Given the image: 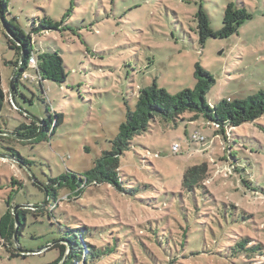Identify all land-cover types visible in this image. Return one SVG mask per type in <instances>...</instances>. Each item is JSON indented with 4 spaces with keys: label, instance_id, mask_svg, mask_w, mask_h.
Here are the masks:
<instances>
[{
    "label": "rangeland",
    "instance_id": "374dc122",
    "mask_svg": "<svg viewBox=\"0 0 264 264\" xmlns=\"http://www.w3.org/2000/svg\"><path fill=\"white\" fill-rule=\"evenodd\" d=\"M7 1L6 20H14L27 33L38 28L45 16L64 22V30L34 34V48L59 51L67 81L62 85L44 81L42 89L39 83L22 80L15 97L19 109L7 102L0 115L4 131L20 126L27 114L53 121L56 114L64 116L56 131L50 136L46 133L38 143H18L22 137L10 142L30 162L26 169L30 178L12 159L0 157V219L6 209L12 211L17 205L32 210L15 241L19 257L8 256L6 251L12 247L0 236V264H51L60 258L63 240H76L77 229L83 234L79 240L85 251L81 264H145L140 239L153 254L156 249L169 251L168 221L174 223L175 215L193 228L199 246L212 251L196 259L182 255L179 264H264V256L249 260L230 256V248L243 238L264 246V117L236 128L233 138L203 118L152 122L121 158L125 187L136 190L135 195H122L108 185H90L80 196L63 189L49 203L46 192L39 189L45 191L49 180L69 172L84 175L92 169L105 151L112 150V141L128 108L135 109L140 90L154 82L173 95L194 89L199 64L216 81L207 94L213 104L264 92V0ZM229 3L246 7L252 19L237 34L201 44L199 8H205L217 32L223 28ZM17 60L0 16V67L9 96L11 63ZM195 132L205 135L207 144L191 143L189 136ZM174 142L182 144V154H173ZM233 152L241 166L238 173L231 167ZM0 154H4L1 147ZM203 164L207 165L209 193L202 188L195 194L184 191L185 172ZM179 205L187 208V217ZM150 226L160 234L156 248L148 241ZM86 243L97 251L90 250L85 263ZM119 244L118 253L99 254ZM43 248L40 254L19 252ZM79 263L72 259L68 264Z\"/></svg>",
    "mask_w": 264,
    "mask_h": 264
},
{
    "label": "trees",
    "instance_id": "16d2710c",
    "mask_svg": "<svg viewBox=\"0 0 264 264\" xmlns=\"http://www.w3.org/2000/svg\"><path fill=\"white\" fill-rule=\"evenodd\" d=\"M7 9L8 1L1 0L0 16L5 34L10 49L15 50L18 56V60L11 63L14 67L15 74L13 82L14 97L18 96L19 83L22 80L31 83H39L42 89L44 81H51L60 85L64 84L67 81L66 65L60 52H42L34 48V34L42 31L64 30V22L54 21L48 16H45L38 28L34 27L31 32L27 33L14 20H6L5 12ZM251 19L252 14L248 12L246 7H238L234 3H229L224 13L223 28L216 32L213 31L210 26V18L207 11L201 6L196 14L199 41L204 45L209 38H228L237 34L241 26ZM34 24L36 23L34 22ZM6 29L14 36V39L7 34ZM22 55L25 57L23 62H21ZM31 58L36 60V67L30 65ZM195 76L197 78V85L194 89H184L175 95L170 94L163 88H159L156 82L150 87L141 89L135 109L132 110L128 108L126 120L121 123L118 136L112 141V150L105 151L103 155L95 161L93 168L84 175L69 172L66 175L49 180L45 191L43 188H39L40 191L46 192L45 194L48 197V202L51 203V200H57L59 192L63 189H68L74 195L80 196L90 185H108L122 195H135L136 190L125 187L123 176L121 175V158L125 152L130 149L134 138L147 132L150 129V124L156 122L157 119L165 122H177L178 119L191 122L203 118L209 126L219 129L222 132L227 131L229 135H231V138H233V133L236 128L247 123H255L257 120L264 117V92H260L258 95L250 96L245 99L228 98L230 101H228V99H222L213 104L208 101L207 94L216 83L214 77L199 64L196 66ZM7 102L11 103V96L7 94L3 85V76L0 67V115ZM185 114H190L191 117L183 118ZM56 116V121L51 119L41 120V133L38 137L33 139L27 138L34 136L40 131V124L33 118L26 116V121L22 122L20 126L12 131H9V129L4 131V128L0 126V147L4 155L12 159L18 168L24 171L28 178H30V176L26 173V169L29 167L30 162L25 159L22 153L10 142L20 139V137L25 138L18 142L23 145L35 144L42 141V139L46 137V133L50 136L62 123L63 114H56ZM8 138L9 141L2 144V141ZM189 141L193 143L191 141V135L189 136ZM231 141L235 143L234 140ZM233 162L234 164H232L231 167L236 173L240 172L241 166L238 165L239 161L235 153L233 154ZM207 178L206 164L191 167L183 176L182 188L190 194H195L198 188H202L203 192L207 194L209 193L205 185ZM39 205L40 203L35 205V207L40 209ZM14 207L11 208L12 211L6 209V213L0 219V236L12 247L11 251H6L7 254L9 253V257L20 256L16 254L18 251L15 248V241L18 236H20L22 229L27 223V214L32 211L27 209L18 210L19 227L16 232L17 223L13 214ZM174 207V213L176 214V206ZM179 208L184 218L187 217V208L185 209L180 205ZM175 216H173L174 223L171 224L168 221L172 228H170L171 245L169 246V251L163 250V252H157L156 249V252L154 251L155 254H153L151 250L145 247L143 237L140 239L139 246L142 248L141 254H143L142 257L145 260V264H179L182 255L196 259L204 253L212 252L209 249L207 250L204 246H199V239L192 233L193 228L191 229L188 225L186 226L182 216L180 219L174 218ZM147 229L152 234L148 241L152 243L153 248H156L155 245H157L160 239V234L154 232L151 226ZM75 233H80L79 235L76 234L75 241L70 239L63 240L66 244L60 245L62 249L60 258L51 264L63 263L69 249L70 255L64 264H68L72 259L76 260L77 263L80 262L79 264L82 263V257L85 251L79 237L81 235L83 236V234L78 229L75 230ZM56 245L59 246V244ZM85 247L86 250H88L85 260L86 263L89 252L92 250L97 251V248L95 246L93 247L91 243H86ZM117 248L109 251L103 248L99 251V254L101 256L113 255L120 251V244ZM230 252V256L235 259L243 256V258L249 260L257 256H264V246L260 243H252L250 238H243L230 248ZM92 256L98 257V254ZM138 264L144 263L138 262Z\"/></svg>",
    "mask_w": 264,
    "mask_h": 264
},
{
    "label": "water",
    "instance_id": "95a60500",
    "mask_svg": "<svg viewBox=\"0 0 264 264\" xmlns=\"http://www.w3.org/2000/svg\"><path fill=\"white\" fill-rule=\"evenodd\" d=\"M6 32H7V34H8L11 38L14 39V36L10 33L9 30L6 29ZM24 60H25V57H24V55H22V57H21V62H23ZM14 79H15V74H14V76H13V78H12V82H11V92H10V96H11V99H12L11 101L13 102V104L16 106V108L19 109L18 105H17L16 102H15V97H14V93H13V82H14ZM26 114H27V113H26ZM27 116L33 118L36 122H38V123L40 124V131H39L37 134H35L34 136L27 138V139H33V138H36V137H38V136L40 135L41 130H42V121L39 120V119H37V118H34L33 116H31V115H29V114H27ZM0 157H1V158H8V157H7L6 155H4V154H0ZM21 207H23V206L17 205V206L13 209V214H14V216H15V220H16V223H17L16 232L18 231V227H19V225H18V209L21 208ZM15 239H16V235H15ZM46 248H47V247H46ZM46 248L39 249V250H37V251H27V250L19 249V252H20L21 254H23V255H29V254H40V253L44 252V250H45ZM68 258H69V254H67L66 259L63 261V263H65L66 260H67Z\"/></svg>",
    "mask_w": 264,
    "mask_h": 264
},
{
    "label": "built area",
    "instance_id": "2783aa9c",
    "mask_svg": "<svg viewBox=\"0 0 264 264\" xmlns=\"http://www.w3.org/2000/svg\"><path fill=\"white\" fill-rule=\"evenodd\" d=\"M30 65L32 67H36V60L34 58H31ZM228 101H230V99H228ZM191 141L194 144H198L202 146L203 144H207L208 140H207V137L203 135L201 132H195L194 134L191 135ZM171 150L173 154L179 155L183 153V146L180 142H174L172 144Z\"/></svg>",
    "mask_w": 264,
    "mask_h": 264
}]
</instances>
